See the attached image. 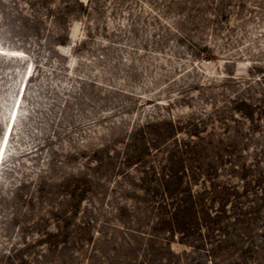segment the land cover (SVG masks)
<instances>
[{"label":"rangeland","instance_id":"374dc122","mask_svg":"<svg viewBox=\"0 0 264 264\" xmlns=\"http://www.w3.org/2000/svg\"><path fill=\"white\" fill-rule=\"evenodd\" d=\"M0 48V264H264V0H0ZM194 146L219 225L152 231Z\"/></svg>","mask_w":264,"mask_h":264},{"label":"trees","instance_id":"16d2710c","mask_svg":"<svg viewBox=\"0 0 264 264\" xmlns=\"http://www.w3.org/2000/svg\"><path fill=\"white\" fill-rule=\"evenodd\" d=\"M200 149L202 147L194 146L183 151L177 150L178 155L176 154V156L174 153L171 156L169 166L164 170L162 177H160V173L154 171V177L160 179L161 183L159 184L162 186L151 189L152 206H158V213L154 216L157 220L156 222L152 221L153 226L150 227L152 231L155 230V225L157 231L162 228L168 229L170 233H182L184 235L195 227L196 222L201 223V226H203L202 223L204 224L203 220L208 222L213 228L210 229L207 226V230L212 231H214L215 226L219 225L218 221H209L211 214L208 210L210 207L207 204V201H209L207 198L210 199L207 195H214L213 198L217 196L219 192L217 185L214 184L211 191L206 189L202 194L194 192V183L198 178L204 173L214 177L218 166L215 163L201 161L199 159ZM193 162L198 164L194 165ZM208 167H210L209 170L206 169ZM221 213H224V211L221 210Z\"/></svg>","mask_w":264,"mask_h":264},{"label":"bare ground","instance_id":"6f19581e","mask_svg":"<svg viewBox=\"0 0 264 264\" xmlns=\"http://www.w3.org/2000/svg\"><path fill=\"white\" fill-rule=\"evenodd\" d=\"M15 121H16V118H14L13 122H15ZM11 123H12V120H11V122H10V124L8 125V128H7V130L10 128L11 131H10V132H8V131L5 132V134H7V143L2 145V149H3V147H4V149H5V151L3 150V151H4V152H3V155L1 154L2 152L0 151V167H1V164H2V162H3L4 156H5V153H6L7 147H8V142H9V139H10L11 134H12V131H13V128H12ZM8 134H9V135H8Z\"/></svg>","mask_w":264,"mask_h":264},{"label":"snow or ice","instance_id":"6c2138e0","mask_svg":"<svg viewBox=\"0 0 264 264\" xmlns=\"http://www.w3.org/2000/svg\"><path fill=\"white\" fill-rule=\"evenodd\" d=\"M0 54H2V55H10V56H22V55H23V53H18V52H10V53H8V52H3V51H2V48H0ZM13 119H14V117H13ZM7 131L10 132L11 129L9 128ZM0 143H3V144H6V143H7V134H5V135L3 136V140L0 141Z\"/></svg>","mask_w":264,"mask_h":264}]
</instances>
